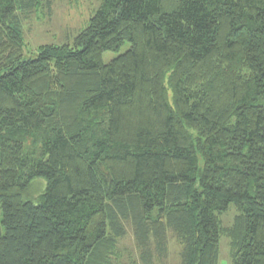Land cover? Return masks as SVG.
<instances>
[{
	"label": "trees",
	"instance_id": "16d2710c",
	"mask_svg": "<svg viewBox=\"0 0 264 264\" xmlns=\"http://www.w3.org/2000/svg\"><path fill=\"white\" fill-rule=\"evenodd\" d=\"M97 1L25 58L52 1L0 0V264H138L128 230L140 264H264V0Z\"/></svg>",
	"mask_w": 264,
	"mask_h": 264
},
{
	"label": "rangeland",
	"instance_id": "374dc122",
	"mask_svg": "<svg viewBox=\"0 0 264 264\" xmlns=\"http://www.w3.org/2000/svg\"><path fill=\"white\" fill-rule=\"evenodd\" d=\"M50 11L42 9L24 19L22 26L23 48L22 55L27 58L37 54L38 48L45 45H60L70 42L71 39L88 24L89 19L98 6L97 0H51ZM163 1V0H162ZM170 0H164L168 3ZM109 58V56H106ZM235 211L230 207L227 214L221 217L222 227L231 226ZM166 264H180L179 246L168 238ZM122 260L126 262L131 257L139 263V253L136 249L132 233L128 234L119 243ZM231 247L227 238L222 237L219 242L218 264H231ZM154 264H162L155 260Z\"/></svg>",
	"mask_w": 264,
	"mask_h": 264
}]
</instances>
